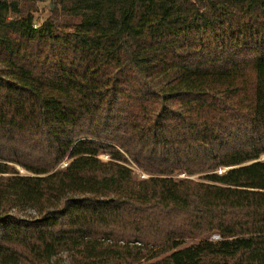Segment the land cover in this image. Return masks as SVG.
<instances>
[{
    "label": "trees",
    "instance_id": "16d2710c",
    "mask_svg": "<svg viewBox=\"0 0 264 264\" xmlns=\"http://www.w3.org/2000/svg\"><path fill=\"white\" fill-rule=\"evenodd\" d=\"M45 1L0 0V264H264V0Z\"/></svg>",
    "mask_w": 264,
    "mask_h": 264
},
{
    "label": "rangeland",
    "instance_id": "374dc122",
    "mask_svg": "<svg viewBox=\"0 0 264 264\" xmlns=\"http://www.w3.org/2000/svg\"><path fill=\"white\" fill-rule=\"evenodd\" d=\"M53 2L54 0H46L45 2H40L38 3V11L37 12H34V16H35V23L37 25H41L43 24L46 20H48L52 14H51V10H52V6H53ZM1 155V153H0ZM101 159L103 161H108L109 160V156L108 155H101ZM262 160H264V156L262 157ZM2 161V160H0ZM4 162V161H2ZM12 165L21 175H29V172H27L23 167H21L20 165L18 164H10ZM66 166V162H64L60 168H64ZM129 167L133 170V175H134V179L135 180H142V179H146L149 177L148 174H145L143 171H141L137 166H135L134 164H130ZM228 169H221L219 170V173L220 172H225L227 171ZM177 178H184L185 177V174H178L176 176ZM200 176H194L192 177V179H195L197 180ZM30 214V212H28ZM210 239L213 240V241H218L219 240V235L218 234H212L210 236ZM197 241L195 240H186L184 242V244L180 247V248H184V247H187V246H190L194 243H196ZM147 257L150 256V254H146ZM163 258V257H161ZM147 263V261H146ZM144 263V264H146Z\"/></svg>",
    "mask_w": 264,
    "mask_h": 264
},
{
    "label": "built area",
    "instance_id": "2783aa9c",
    "mask_svg": "<svg viewBox=\"0 0 264 264\" xmlns=\"http://www.w3.org/2000/svg\"><path fill=\"white\" fill-rule=\"evenodd\" d=\"M35 28H38L39 27V25H37V24H35V26H34Z\"/></svg>",
    "mask_w": 264,
    "mask_h": 264
}]
</instances>
